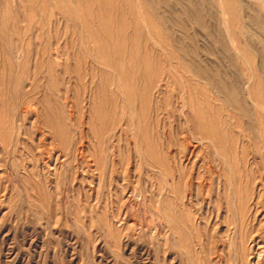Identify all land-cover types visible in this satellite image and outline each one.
Here are the masks:
<instances>
[{
    "label": "rangeland",
    "instance_id": "1",
    "mask_svg": "<svg viewBox=\"0 0 264 264\" xmlns=\"http://www.w3.org/2000/svg\"><path fill=\"white\" fill-rule=\"evenodd\" d=\"M0 264H264V0H0Z\"/></svg>",
    "mask_w": 264,
    "mask_h": 264
},
{
    "label": "bare ground",
    "instance_id": "2",
    "mask_svg": "<svg viewBox=\"0 0 264 264\" xmlns=\"http://www.w3.org/2000/svg\"><path fill=\"white\" fill-rule=\"evenodd\" d=\"M262 253H263V252H262ZM260 254H261V253H258V252L256 253V255L258 256V260H259V258H261V257H260Z\"/></svg>",
    "mask_w": 264,
    "mask_h": 264
}]
</instances>
